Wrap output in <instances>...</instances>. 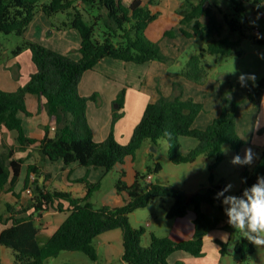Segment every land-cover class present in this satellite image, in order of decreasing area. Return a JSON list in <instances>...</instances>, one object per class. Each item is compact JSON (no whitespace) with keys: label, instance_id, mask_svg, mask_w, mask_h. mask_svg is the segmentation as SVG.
I'll list each match as a JSON object with an SVG mask.
<instances>
[{"label":"trees","instance_id":"16d2710c","mask_svg":"<svg viewBox=\"0 0 264 264\" xmlns=\"http://www.w3.org/2000/svg\"><path fill=\"white\" fill-rule=\"evenodd\" d=\"M231 1L238 13L250 14L243 20L226 14L225 21L230 34L239 32L242 37L264 43L261 34L248 33L250 28L255 29V16L264 0H253L255 7L252 12L246 0ZM158 2L133 0L128 4L124 0H0V30L5 33L24 36L37 13L43 11L49 17L67 13V19L61 21L58 27L75 28L81 35V57L78 59L34 40H25L14 50V54L18 55L26 48L31 49L37 69L31 73L29 81L17 90L0 88V125L16 132L18 141V144L4 148L0 138V189L8 184L14 185L19 179L26 158L18 157L17 152L27 150L36 143H39L38 151L44 159L63 160L66 165L78 163L102 168L106 173L117 163L124 162L127 156L135 157L146 140L157 144L161 138L168 139L170 158L178 164L193 163L200 156L215 159L211 169L224 160L226 144L236 149L245 145L246 141L237 130L238 102L228 93L223 94L221 114L206 128L194 127L204 104L192 98L185 99L180 93L161 96L157 101L148 103L128 143L119 142L113 130L103 141L94 139L87 115L90 98L79 91L82 76L86 71L94 70L105 57L135 63L169 61L160 42L151 39L146 33L149 25L160 16V10L154 7ZM183 2V7L178 10L181 23L193 30L182 28L183 32L187 36L196 35L206 44L204 49L190 54L183 74L201 84L208 77L204 65L205 53L231 55L234 52L241 54L242 51L238 49L239 40L233 39L231 35H223L225 22L215 14L210 0ZM203 16L208 18L206 22L202 20ZM166 35L174 37L176 33L171 29L166 31ZM174 85L176 89H181L178 82ZM29 93L37 94L44 100V107L54 123L44 127L45 135L41 139L27 134L20 116V113L28 116L34 114L27 107L26 97ZM125 97L126 88L118 95L117 101L121 107ZM248 97L253 103L262 102L264 77L249 84ZM121 116L122 113L116 112L113 123ZM180 136L196 137L199 143L185 153L179 141ZM154 169L161 170L162 164L158 162ZM33 174L36 175L35 180L32 179ZM148 174L138 171L131 184L123 177L117 181L118 189L127 193L124 204L97 207L91 198L101 188V181L91 182L86 176L77 179L86 185L87 191L83 196H75L71 191L48 188L40 181V176L47 175L41 165L29 164L25 189L27 191L31 186L33 194L29 195L28 204L22 208L7 204L6 211L0 213V224L5 226L0 227V247L13 250L15 264H45L46 259L58 256L65 250L82 251L91 259L98 260L96 238L105 231L121 228L124 239L122 258L127 264H172L169 256L177 250L202 255L206 235L216 229L226 216L224 208L228 206L222 203L223 196L216 198V193L223 190L227 183H213L189 194L174 185L148 182ZM258 176H264V146L252 168L244 165L243 188L237 196H242L245 188L256 183ZM210 180H215L213 172ZM165 196L174 198L173 205L167 211L169 218L183 217L191 207L195 209V233L193 237L181 241L152 234L151 242L145 245L142 241L146 228L134 226L130 214L148 206L154 199ZM205 204L213 206L214 211H206ZM51 208L70 213L42 244L38 239L40 228L36 219ZM7 213L8 217L5 216ZM218 241L222 254L237 253L246 262L257 248L244 237L234 246H231L230 241ZM0 264H4L1 254Z\"/></svg>","mask_w":264,"mask_h":264},{"label":"crops","instance_id":"0c3cea01","mask_svg":"<svg viewBox=\"0 0 264 264\" xmlns=\"http://www.w3.org/2000/svg\"><path fill=\"white\" fill-rule=\"evenodd\" d=\"M124 1L130 4L133 0ZM183 4V0H159L158 4L154 7L160 10V16L146 30L151 39L160 42L164 53L170 58L169 61L154 60L146 63H135L113 57H105L97 64L94 70H88L82 76L79 91L82 95L90 98L87 115L96 141L105 140L113 130L119 142L122 144L128 143L148 103L157 101L161 96H173L181 93L185 99L192 98L195 101L203 103L204 109L202 112L204 110L205 112H201L196 118L194 123V127L196 128H206L221 114L223 109V93L218 82L215 80H209L206 84L194 82L183 74V70L180 73L178 71L179 68L175 67L176 65L180 66L184 64L179 59L183 53H179L180 50L177 44H173V41L167 38L166 31L173 29L176 33L174 40L178 37L182 45H190V41L198 38L196 35L187 36L183 32L182 28L193 32L185 24L180 27L181 32H177V24L181 23V15L178 13V10L183 7ZM52 18L47 16L43 11H39L24 36L60 52L70 54L74 58H80V50L74 53V46H79L80 48L81 45L80 32L75 28L60 29L58 24L61 21L55 23ZM202 20L206 22L208 18L203 16ZM159 21H161V24L157 26L156 23ZM205 47L206 44H203L201 49ZM171 61L173 64L169 66L168 63ZM36 69L37 66L33 61L32 52L29 49L24 50L21 54L7 60L6 65L5 63L0 64V88L7 91L17 90L29 81L31 73L36 71ZM175 82L179 83L181 89L175 88ZM124 88H126L124 105L121 107L120 103H118L117 107H114L119 93ZM245 90L246 87L244 86L239 96H245ZM236 91L239 93L238 89ZM26 101L28 109L34 114L28 116L20 113L25 130L29 136L41 139L45 135L44 127L54 123L50 120V116L44 107V100L41 97L37 94L29 93ZM250 101L246 102V107L253 111L257 105ZM261 110H264V103L261 106ZM116 112L122 113V116L113 123ZM262 120L263 123L260 122L259 118L257 120L253 118L248 119L247 126L250 125V128L248 127L247 134L251 133V137L249 141L247 140L246 144L258 142L256 145L264 146V118ZM239 127L240 120L238 113V131ZM52 130H54V127H52ZM257 135L260 137L258 138ZM0 138L4 148L18 144L16 139L17 133L7 130L2 125H0ZM244 140L246 141V139ZM38 144L31 145L27 150L17 152L16 155L18 157L26 158L25 164L16 183L14 185L8 184L0 189V213L6 211L7 204L16 205L17 208H22L24 204H28L29 195L25 189V182L29 164L38 163L41 165L42 170L47 175L40 176V181L44 182L48 188L52 186L55 177L53 176L54 172L52 168L49 169V161L51 160L44 159L41 156L38 151ZM196 144L198 142H192V145ZM198 158L193 163H197ZM57 161L63 163H60V165L64 167V171H71L67 182L73 180L75 182V180L85 176H82L84 170L81 168V166L85 165L78 163L66 165L63 160ZM73 172L74 176L72 177ZM104 173L106 172L104 171ZM173 203L174 199L171 202V206ZM204 208L212 211V207L208 204H205ZM69 213L70 211H60L51 208L45 210L42 215L37 216L36 223L40 228L38 234L40 243H45L52 236ZM8 215L7 213L5 216L8 217ZM195 218V209L192 210L190 208L185 216L176 218L177 220L170 229V234L162 236H169L177 241L193 237L195 233ZM227 220L228 217L224 216L220 225L206 235L202 255L196 256L187 251L177 250L169 256L170 263L226 264L224 263V257L233 254V252L225 255L222 254L221 245L218 240L231 242ZM0 227L4 228L5 226L0 224ZM121 232L110 229L97 237L99 241L96 238L95 241L98 249V260H95L96 262L100 263L102 254H104L110 264H127L122 258L124 253L123 230ZM152 234L157 235V233ZM99 244L102 246L101 248ZM235 244L233 243V246ZM0 254L4 264H15V260H11L8 257L9 248L5 246L0 247ZM116 258H118V261H116Z\"/></svg>","mask_w":264,"mask_h":264},{"label":"rangeland","instance_id":"374dc122","mask_svg":"<svg viewBox=\"0 0 264 264\" xmlns=\"http://www.w3.org/2000/svg\"><path fill=\"white\" fill-rule=\"evenodd\" d=\"M246 3L251 8L250 11L252 12L255 7L253 0H246ZM209 4L214 9L215 14L219 16L220 20L225 22L226 26L223 29V35H231L233 39L239 40L238 49L242 52L241 54L234 52L231 55H211L205 53L204 65L208 70V77L204 81V84L209 82V80H215L218 82L223 94L228 93L234 96L238 102L240 120L238 133L243 139H246L247 142L251 137V133L247 134V129L248 127L250 128V125L247 126L248 119L250 120L253 118L254 120H257L259 118L260 122L263 123L262 119L264 118V110H261V106L264 103V97L260 104L255 103L257 107L253 111L246 107V102L250 101L248 97L249 84L255 83L264 77V43H257L250 37H242L239 32L230 34L231 31L226 24L225 15L229 14L230 17L236 16L240 20H243L247 14H250L249 12L238 13L231 0H210ZM87 18H89V15H87ZM52 19L55 23L63 21L67 19V13H59ZM160 24L161 21L156 23L157 26ZM177 25V32L180 33V27L183 24L178 23ZM254 26L255 29L250 28L248 33L261 34L264 36V4L259 5V12L255 16ZM175 37L176 36L172 37L167 35V38L173 41V44H177L180 50L179 53H183L179 59L180 61H183L184 64L175 66L177 69L179 68L178 71L181 73L190 54L194 51L202 50L201 48L205 43L201 39L195 38L193 39L194 41H190V45H182L178 37L174 40ZM25 40L32 39L14 33L8 34L0 30V64L5 63L6 65L7 60L16 56L14 50ZM29 50L31 51V49ZM77 51L79 52V46H74V53ZM168 64L170 66L173 63L171 61ZM242 75L244 76L243 86L240 81ZM244 86L246 87L245 96H239L241 95L240 91H242ZM236 89H238L239 93H237ZM114 105V107H117L118 101H116ZM204 112L205 110L202 113ZM257 136L258 138L260 137L259 135ZM179 141L181 142L182 150L185 153L198 145H192V142L199 143V140L192 136H180ZM256 143L258 142L245 143V145L238 149L233 148L230 144H226L224 148V160L214 165L213 169H211L210 167L215 163V159L200 156L197 163L178 164L173 162L170 158L168 139L161 138L157 144L153 143L151 140H146L143 146L137 151L135 157L127 156L124 162L117 163L108 173H104L102 169H96L92 166H81L84 170L82 176L85 175L91 182H102L101 188L96 190L91 198L97 207L102 205H110L112 207L122 205L126 200L127 193L118 189L117 181L123 177L129 184H131L134 182L136 172L138 171L147 174L151 173L153 175V179L150 180L147 176L146 179L148 182H163L165 184L174 185L186 190L189 194L198 190H203L213 185V183L224 181L227 184H232V188L228 190L227 195L237 196L238 192L243 188L242 172L244 170V165H234L231 163V160L237 154L243 157L244 150L246 148H251L255 153V158L252 164L249 165V167L252 168L263 152V147L256 145ZM158 162L162 164V169L156 171L154 168ZM49 163V169L52 168V171L54 172L53 176L55 177L51 188L71 191L75 196H83L86 193L87 188L84 183L76 180L75 182L74 180H70L72 183L67 182L68 177L71 175V171H64V167L60 165V163L63 164L61 161H49ZM150 168H152V170ZM123 171L125 173H123ZM212 172L215 177L214 181L210 180ZM73 176L74 172L72 173V177ZM173 199L174 198L171 196L158 197L148 206L138 208L130 214V221L134 226H144L146 228V233L144 234L142 241L145 245H148L151 242L152 233H157V235L161 236L170 234V229L177 220L176 218H169L167 216V211L171 207ZM226 206L230 207V205ZM211 207L212 211H214L213 206ZM191 209L194 210L193 207H191ZM113 230L119 232L122 231L121 228H115ZM228 230L231 234V246H233V243H237L242 237L241 234L231 225L230 227L228 226ZM97 240L99 241V238H97ZM99 247L101 248L102 246L100 245ZM13 254V250L9 248V259H14ZM116 261H118V258H116ZM65 262H72L74 264H110L104 254H102L99 263L91 259L82 251L69 250L62 251L58 256L46 259L45 264H63ZM224 263L264 264V246L257 247L256 251L250 256L247 262L242 261L237 253H233L224 257Z\"/></svg>","mask_w":264,"mask_h":264},{"label":"clouds","instance_id":"9594fccd","mask_svg":"<svg viewBox=\"0 0 264 264\" xmlns=\"http://www.w3.org/2000/svg\"><path fill=\"white\" fill-rule=\"evenodd\" d=\"M243 86L244 76L240 77ZM255 153L251 148L244 150V156L235 155L231 163L234 165H251ZM232 188L227 184L225 188L216 193V198L223 196L222 203L230 205L224 208L228 217L227 223L231 225L256 247L264 246V176H258L257 182L243 190L242 196L227 195L224 193Z\"/></svg>","mask_w":264,"mask_h":264},{"label":"built area","instance_id":"2783aa9c","mask_svg":"<svg viewBox=\"0 0 264 264\" xmlns=\"http://www.w3.org/2000/svg\"><path fill=\"white\" fill-rule=\"evenodd\" d=\"M147 176H148L149 180L152 179V177H153V175L151 173H149ZM32 179L33 180L36 179V175L35 174L32 175ZM27 193H28V195L33 194V188L31 186L27 189Z\"/></svg>","mask_w":264,"mask_h":264}]
</instances>
